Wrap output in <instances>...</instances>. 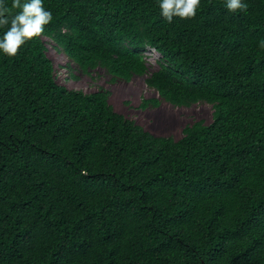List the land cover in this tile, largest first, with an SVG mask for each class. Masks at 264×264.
<instances>
[{"label": "trees", "instance_id": "16d2710c", "mask_svg": "<svg viewBox=\"0 0 264 264\" xmlns=\"http://www.w3.org/2000/svg\"><path fill=\"white\" fill-rule=\"evenodd\" d=\"M245 3L169 23L157 0H44V33L0 55V264H264V0ZM43 37L212 121L153 135L59 84Z\"/></svg>", "mask_w": 264, "mask_h": 264}, {"label": "rangeland", "instance_id": "374dc122", "mask_svg": "<svg viewBox=\"0 0 264 264\" xmlns=\"http://www.w3.org/2000/svg\"><path fill=\"white\" fill-rule=\"evenodd\" d=\"M47 46V54L53 60L55 80L71 89H79L85 93L94 92L103 88L108 91V102L113 109L124 117L133 120L145 131L157 136H171L179 139L186 125L195 121L209 124L212 121L213 108L205 102H198L189 107H177L167 101L160 100L156 106L148 102L143 107V100L158 97L155 90L146 86L143 77L133 76L129 81L111 80L103 68L98 67L83 74L75 68L68 58L53 47V42L46 37L42 38ZM145 58L148 72L158 68L160 55L153 48H147ZM66 65H70L66 67ZM70 73L77 76L72 79Z\"/></svg>", "mask_w": 264, "mask_h": 264}, {"label": "clouds", "instance_id": "9594fccd", "mask_svg": "<svg viewBox=\"0 0 264 264\" xmlns=\"http://www.w3.org/2000/svg\"><path fill=\"white\" fill-rule=\"evenodd\" d=\"M160 15L171 23L174 17L181 19L196 16L201 0H157ZM229 13L246 10L245 0H224ZM53 21V14L44 7V0H0V55L16 56L27 42L41 36L45 27ZM264 49V40L259 42Z\"/></svg>", "mask_w": 264, "mask_h": 264}]
</instances>
